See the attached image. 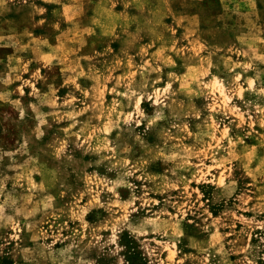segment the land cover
<instances>
[{"label":"rangeland","instance_id":"1","mask_svg":"<svg viewBox=\"0 0 264 264\" xmlns=\"http://www.w3.org/2000/svg\"><path fill=\"white\" fill-rule=\"evenodd\" d=\"M0 206V264H264V0H0Z\"/></svg>","mask_w":264,"mask_h":264},{"label":"clouds","instance_id":"2","mask_svg":"<svg viewBox=\"0 0 264 264\" xmlns=\"http://www.w3.org/2000/svg\"><path fill=\"white\" fill-rule=\"evenodd\" d=\"M39 11H44L43 9H40ZM162 118V116L160 115V114H158L157 115V117H156V119H161ZM40 123L41 124H43L44 123V120L43 119H41L40 120ZM125 123H127V121H125ZM154 123V121L153 120H149L148 121V124L149 125H151V124H153ZM40 135H43V133L42 132H39V131H37V136H40ZM137 139H139L138 137H137ZM128 149H125V151H127ZM97 163H99V161L97 162ZM126 175H131V172H128V173H126ZM120 183H123V181L121 180V181H119ZM131 187V186H130ZM3 213V207L2 206H0V214H2ZM5 221L6 222H8V221H11V217H7V218H5ZM145 223H147V222H145ZM133 231H135V229H133ZM179 233L177 232V235H178ZM68 251V249H64V252H67ZM24 252L25 253H28L29 252V250L28 249H24ZM26 260L28 259V256L27 255H25V257H24ZM54 264H66V261H64V260H55L54 261Z\"/></svg>","mask_w":264,"mask_h":264}]
</instances>
